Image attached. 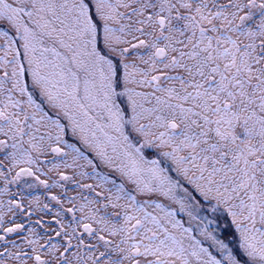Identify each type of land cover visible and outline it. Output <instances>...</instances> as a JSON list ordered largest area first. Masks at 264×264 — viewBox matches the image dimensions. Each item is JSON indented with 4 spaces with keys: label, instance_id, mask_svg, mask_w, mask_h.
Here are the masks:
<instances>
[{
    "label": "snow or ice",
    "instance_id": "6c2138e0",
    "mask_svg": "<svg viewBox=\"0 0 264 264\" xmlns=\"http://www.w3.org/2000/svg\"><path fill=\"white\" fill-rule=\"evenodd\" d=\"M0 264H264V0H0Z\"/></svg>",
    "mask_w": 264,
    "mask_h": 264
}]
</instances>
